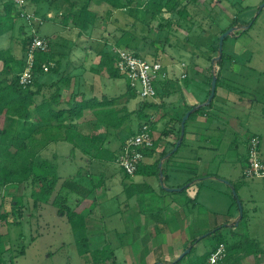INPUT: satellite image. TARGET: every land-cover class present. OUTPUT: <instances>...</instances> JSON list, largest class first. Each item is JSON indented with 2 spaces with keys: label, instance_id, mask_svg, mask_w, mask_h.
<instances>
[{
  "label": "rangeland",
  "instance_id": "obj_1",
  "mask_svg": "<svg viewBox=\"0 0 264 264\" xmlns=\"http://www.w3.org/2000/svg\"><path fill=\"white\" fill-rule=\"evenodd\" d=\"M84 1H78L75 11ZM147 1L133 0L122 11L113 9L112 15L108 5L97 6L93 2L90 9L96 15L88 29L79 28L72 21H63L65 5L62 0H40L38 5L29 2L27 10L44 20L38 29L39 34L49 40L50 52L61 58L57 66L50 61L58 69L57 73L50 69L37 75L38 82L44 84L39 101L55 92L56 87L51 86L54 83L62 87V100L65 101L71 100L77 93H85L87 97L98 95L99 98L125 93V78L115 80L94 73L100 60L99 52H112L119 47L118 43H124L128 51L160 60L173 73L170 80L160 84L155 99L144 100L138 96L133 100L123 98L117 102L119 106L126 103L129 112H136L130 125L134 131L138 129L139 122L145 121H140L138 117V110L145 102L154 101L161 105L154 112L147 109L154 114L156 125L153 129L158 144L147 155L145 162H155L162 154L159 153L160 146L166 144L163 139L168 134L165 132L176 133L177 136L179 119L187 113L185 103L192 100V96L207 94L212 89L213 80L209 75L217 77L218 69L220 71V64L213 66V63L224 55L226 67L222 70V77L219 74V79L227 80L226 89L231 98L237 99V104L230 102L227 105L228 114L239 122L249 124L245 127L248 133L262 136L261 153L264 156V0H210L206 4L203 0H177L175 10L169 12L166 9L157 16L147 9ZM131 9L133 12H130ZM179 11L183 14L180 15ZM16 25L17 33H6L0 39V46L12 45V50L8 51L19 60L26 54L23 52V41L31 36L34 25L21 17L14 28ZM229 30L233 31L225 39L221 54L220 38ZM0 65L2 71V62ZM12 65L17 68V64ZM183 65L182 72L180 68ZM184 73L187 77L181 79ZM4 78L0 76V79ZM220 80L219 85H224ZM168 83H172L168 88L171 93L164 90ZM220 104L216 99L215 105L221 107L218 106ZM3 125L4 118L0 117V128ZM79 126L84 134L93 131L90 124ZM28 130L29 126L23 124L18 128L21 135ZM98 132L104 134L105 127L98 126ZM129 133L130 130L112 132L106 147L119 150L122 138L126 137V140ZM212 134L217 135L213 131ZM224 138L226 144L218 153L215 152L212 160L202 156L203 164L200 169L197 168V173H187V177L193 179L207 172L222 177L205 179L184 192L175 193L180 195L184 215H178L171 228H182L180 223L184 217L194 218L195 222L188 225V230L187 227L184 231L179 229L180 232L169 229L177 239L181 238L180 243L172 248L167 238L160 240L151 236L154 226L164 228V231L168 227L148 216L164 209L163 188L170 189L169 186L181 176L182 171L172 173L167 170L172 167L170 163L176 161L175 166L186 170L193 168L191 158L194 156L188 137L169 161L165 159L164 168L170 175L163 184L158 178L144 175L127 178L115 163L95 160V151L86 152L87 146L82 141H78L76 146L66 141L50 143L41 152L38 161L47 159L57 164L61 177L58 188L70 177L89 188L97 186L103 178V186L83 199L79 208L77 203L81 197L71 194L69 205L77 208L80 214L75 223L60 214L52 202L35 207L30 183L0 187V205L4 210H11L14 199H19L21 206H25L22 217H17L18 214L12 217V220L17 218L18 223L15 221L7 225L0 221L3 247L7 249L5 258L9 260L13 256L7 264H156L160 256L169 258L164 262L180 258L189 249L187 242L193 238L192 234L199 239L202 235L204 237L196 245L193 258L211 250L222 236L228 246L238 239L256 240L264 250V179L244 176L245 136L231 126H225ZM172 149L169 150L173 152L175 148ZM140 205L146 210L143 217L140 216ZM135 214L143 218V222L139 221L142 233L137 231ZM223 225L220 232L206 236L205 233L212 228ZM23 249L25 253H21ZM241 264H264V255L246 259Z\"/></svg>",
  "mask_w": 264,
  "mask_h": 264
},
{
  "label": "trees",
  "instance_id": "obj_2",
  "mask_svg": "<svg viewBox=\"0 0 264 264\" xmlns=\"http://www.w3.org/2000/svg\"><path fill=\"white\" fill-rule=\"evenodd\" d=\"M78 1L79 0H62L65 5L63 21L65 23L72 21L75 26L82 29H88L90 23L95 19L96 14L90 9L93 2H95L94 4L97 6H102L104 4L108 5L111 9V15L113 9L122 11L133 3V0H85L83 5L80 6V9L75 11V8L79 6ZM30 2H36L38 5L40 0H30ZM177 5V0H148L145 4L147 9L152 12L154 16L162 14L166 9L169 12L173 11L176 9ZM4 10L5 16L3 20L0 21V38L6 34L5 32H9L14 28V24L19 18V13H17L13 0L6 2ZM130 12H133V9H131ZM179 14H183V11H179ZM28 45L29 38L23 41V52H26ZM117 45L123 49H127L124 43H118ZM136 54L140 55V53ZM99 56L100 60L94 73L106 75L115 80L125 78L127 84L125 93L117 97L103 95L100 98L98 95L87 97L85 93H77L73 95L71 100L65 101L62 100V87L54 83L51 86L56 87L55 92L49 98L44 97L39 101L43 93L44 84L38 82L36 79L37 75L45 73L43 65L50 61L55 62L56 66L60 65L61 58L59 55L53 51L47 53L37 52L34 67L36 76L35 81L28 88H23L19 84V74L25 68V55L17 60L9 51H0V62H3V70L0 72V76H5L4 79H0V117L4 118V125L0 128V187L6 188L12 184L19 186L30 183L32 185L31 198L33 199L35 207L52 202L58 209V212L67 216L71 223H75L80 217L77 208L82 205L83 199L90 197L96 189L102 187L104 180L102 178L97 186L89 188L81 181H77L76 178L70 177L65 179L61 183L60 188H58L61 181L58 166L53 160L46 159L42 162L38 161L41 152L52 142L66 141L76 146L78 141H82L87 146L86 152H90L91 150L95 151L94 156L92 155L95 160L99 162L107 161L115 163L119 150L113 151L106 147L111 133L114 131L124 132L130 130V133L127 135L129 138L135 135L144 123L151 124L154 128V125H156V122L153 120L154 114L147 112V109L149 108L154 112L157 111L158 106H161L154 101L145 102L144 106L138 110L140 121H145L139 122L138 129L134 131L130 125L132 124V115L136 112H129L126 103L125 105L119 106L117 102L123 98H127L128 101L136 99L138 94L131 88L126 76L116 69L115 64L117 58L111 51L102 50L99 52ZM143 57L151 61H156V59L144 55ZM223 62L224 55L214 61L213 66L217 64L222 65ZM14 63L17 64V68L13 67L12 64ZM56 66L51 68L52 72H58ZM214 76L216 75L213 74L211 76V81ZM219 80V75H217V84ZM67 82H69V80ZM164 88L167 89L166 86ZM179 89L180 88H178V90ZM168 92L171 93L172 91L168 89ZM212 104L213 101L208 106H212ZM206 107L207 106H202L195 109L191 113L188 121L193 116L202 113ZM194 108L195 107H189L187 112ZM182 119L183 117L179 119L180 127L177 133L178 141L182 137ZM20 124H23L25 127L29 126V130L26 134H19L18 128ZM80 124H90L93 131L89 134L82 133L80 130L81 126H79ZM101 125L105 127L104 134L98 132V126ZM165 134L168 133L165 132ZM125 138L126 137L122 138L120 149L126 141ZM184 141L185 136L177 150L161 154L160 158L153 164H142L137 174L158 178L163 183L165 178H167V173L165 172L162 161L166 157V160L169 161L170 158L179 151ZM177 143L174 144V148ZM156 144H158V141L155 142L154 148L150 150L151 153L155 150ZM148 153L149 152L145 153V156H147ZM126 177L129 178L127 174ZM192 182H194V179H191V183ZM184 190L186 189L184 188ZM163 192L167 193L166 189L163 188ZM55 193L56 195L53 198ZM72 193L81 197L80 201L77 203V208H72L69 205V199ZM140 206L145 214L146 210L143 209L142 205ZM24 208L25 206H21L19 199L13 200L11 210H4L3 206L0 205V221L7 225L18 223V219L13 218L12 220V217L17 214V217H22ZM161 211L149 216L165 224L162 218H160ZM224 226L225 225L219 226L205 234L208 236L220 232ZM161 232L162 230L156 226L151 236L155 237ZM3 237L4 235L0 233V264H7L13 260V256L9 260H6L5 254L7 249L3 247ZM203 238V235L200 239L197 236L189 241L187 248H191V252L184 258L179 259L176 257V259L170 262L159 261L156 264H209V258L212 252L222 243L227 246L228 254L226 259L218 264H241L242 261L246 259H255L264 255L263 248L256 240L238 239L235 243L228 246L226 238L222 236L211 250L193 258L192 254L195 247ZM21 253H25V249H23Z\"/></svg>",
  "mask_w": 264,
  "mask_h": 264
},
{
  "label": "built area",
  "instance_id": "obj_3",
  "mask_svg": "<svg viewBox=\"0 0 264 264\" xmlns=\"http://www.w3.org/2000/svg\"><path fill=\"white\" fill-rule=\"evenodd\" d=\"M13 1L18 8L19 17L34 25L25 54V68L19 74L20 86L28 88L33 84L36 77L34 71L36 53L50 52V42L38 32L39 27L44 24V20L27 10L30 0ZM112 53L117 58L116 69L126 76L131 88L144 100L155 99L160 84L171 79L173 72L168 71L160 60L151 61L121 47L114 48ZM52 67L51 62L43 65L45 72H48ZM180 69L183 72L184 65ZM186 77L187 74L184 73L180 78ZM155 142L153 126L144 123L135 135L126 139L118 152L115 164L129 177H134L144 162L145 153L154 148ZM261 142V137L254 134L247 139V157L244 169L246 178L264 179V158L261 156ZM227 254V246L223 243L218 245L209 258V264H218L224 261Z\"/></svg>",
  "mask_w": 264,
  "mask_h": 264
},
{
  "label": "crops",
  "instance_id": "obj_4",
  "mask_svg": "<svg viewBox=\"0 0 264 264\" xmlns=\"http://www.w3.org/2000/svg\"><path fill=\"white\" fill-rule=\"evenodd\" d=\"M7 1H9V0H5L3 2H0V21L3 20V17L5 16L4 5L6 4ZM199 1L201 2L202 0H199ZM203 1L206 4L210 0H203ZM17 31H18V26L16 25L15 28H13L9 32H5V33H17ZM3 36H5V34ZM2 37L0 39H2ZM11 47H13V46L12 45L9 46V47H6V46L1 47L0 46V51L12 50ZM2 64H3V62H2ZM218 67L220 68V71L218 69L217 74L218 75L220 74V76L222 77V74H221L222 70L225 69L226 66L224 65V63H222V65H219ZM226 69L228 70V68H226ZM0 72H1V70H0ZM209 77L211 78V73H210ZM221 82H223L224 85H219V83L217 84L216 95H215V99L213 100L212 106H207L206 109L202 113L193 116L188 121V123L186 125L185 140H187V137H188V141H190V143L192 145L191 148H192V153H193L194 157L191 158L192 159L191 166L193 168L192 169H187V170L186 169H182L181 167L175 166V162L176 161H172L170 163L172 167L168 168L167 170L171 171L172 173H174L176 171H178V172L182 171V172H181V176H180L181 178L178 177L179 179H175V183L172 186H169L170 189L171 188H174V189L182 188L183 190L180 191V192H184L185 191L184 188L187 189L188 187L192 186L193 184L203 183L202 181L205 180V179L212 180V178H214L216 176L217 177H222V176H219V174L210 175L209 174L210 172H207V173H203L202 177L196 176L197 178L194 179V182L191 183V179H193V177H187V175H188L187 173H189L190 171H193V172L197 173V168L200 169V166H202V164H203L202 156H203V159L208 158L209 160H212L213 157H214L215 152L218 153L222 149L223 144H226L225 138H224L225 126H231L241 136H245V156H244L243 169H245V166H246L247 139H248V137L250 135H253V134L254 135H258V136L261 137V141L263 142L262 136L260 134H257V133H251L250 134V133H248L249 130H247L245 127L249 126V124H244L242 122H239L235 117H232L233 115L231 116V115L228 114L229 110H227V105L230 102H232L233 104H237V99L236 98H231V93L229 92V90L226 89L225 85H226L227 80H223L222 79V80H220V83ZM171 84L172 83H170V84L168 83L167 86L165 85L167 89L164 88V90L168 91V88H169V86ZM187 88L189 89V87H187ZM210 91H211V89L208 91L207 94L203 93L201 96H195V95L192 96L193 97L192 100L187 101V104L185 103V105H187V108H186L185 112H187V109L189 107H197L199 105H202V104L206 103L208 101V99H209ZM216 99H217L218 102L222 103V104L218 105V106H221V107H217V105H215V100ZM224 103H225V105H224ZM185 112H183V113H185ZM212 131L217 133V135L212 134ZM168 135L166 136L165 139H163V141L166 144L160 146V149H159V153L160 154L161 153L163 154V153H166V152L170 153L171 150H169V149H172L174 147V144H176L177 141H178V135L176 136V133H173V134L172 133H168ZM262 142H261V146H262ZM184 143H185V141H184ZM149 153H151V151H149ZM206 155L208 157H206ZM261 156L264 158L262 153H261ZM147 157L148 156H145V159ZM145 159H144L143 164L149 165V164H153L154 163V161H152V160L150 162H145ZM165 159H167V157ZM165 159L162 161L163 165H165V163H166ZM169 175H170V173L167 174V177ZM102 192H105V191H102ZM166 192L167 193L163 192V194H164L163 198L166 201V205L164 206L163 210L161 209L162 210L161 211V218L165 222L166 228L168 227L167 228L168 230L164 231V228H160L159 227L162 230V232L157 234L155 236V238H159L160 240H161V238H163V239L165 238L164 240H166V238H167V240L169 242L168 244H169V246L171 245V248H172V246H174L175 244L180 243V241H181L180 239L181 238L177 239L176 238L177 236L173 235L174 233H171L169 231V229L170 230L173 229V228H171V224H174L176 222V220L178 219V215H184V207H183L182 203L180 202L181 201V199H179L180 195L177 196V194H175L177 192L179 193V191L168 192L166 190ZM107 198H108V196L106 197V199ZM139 210L143 214L142 215L140 213L141 214L140 216L143 217L145 214L141 210L140 206H139ZM150 215H152V214H150ZM140 216L137 217L136 214H135L134 215V219H135V223L137 224L136 225L137 231L141 232V230H142L141 228L142 227H140L141 224L139 223V221L143 222V218L140 217ZM146 216H148V215H146ZM148 217H152V216H148ZM194 222H195L194 218H189L188 219L187 217H184V220H182V223H180V224H182V228L176 227V228H174L171 231L172 232L173 231H177V230L179 232H180V230L184 231L186 229V227H187V230H188V225L189 224L193 225ZM155 228H156V226H154L153 229H155ZM215 228H217V227H215ZM212 229H214V228H212ZM169 232L171 233V235L169 234ZM182 233H179V234L181 235ZM140 236H138V239L140 238ZM192 236L194 237V234H192ZM188 241H189V239H188ZM187 243H189V242H187ZM168 253H171V252H168ZM171 256H172V254L169 255V257H171ZM164 259H169V258L168 257H164V256H160L158 261H165ZM170 261H166V262H170Z\"/></svg>",
  "mask_w": 264,
  "mask_h": 264
},
{
  "label": "water",
  "instance_id": "obj_5",
  "mask_svg": "<svg viewBox=\"0 0 264 264\" xmlns=\"http://www.w3.org/2000/svg\"><path fill=\"white\" fill-rule=\"evenodd\" d=\"M233 30H229L227 32H225L221 38H220V52L222 54L223 52V46H224V42H225V39L231 34ZM216 89H217V77L214 76L213 77V82H212V89H211V94L209 96V99L206 103L202 104V105H199L197 107H195L194 109H192L191 111L187 112L186 115L183 117L182 119V132H181V139L178 141L175 149L177 150L180 146V144L182 143L183 141V137L185 136V130H186V122L188 121L189 117L191 116V113L197 109V108H200L202 106H208L213 100H214V97L216 95ZM168 192H172V191H182L183 189L180 188V189H166ZM234 194L236 195V191L234 190ZM241 211H242V207H241ZM191 252V248L187 249L186 251H184V253L181 255V257L179 259H182L184 258L187 254H189Z\"/></svg>",
  "mask_w": 264,
  "mask_h": 264
}]
</instances>
